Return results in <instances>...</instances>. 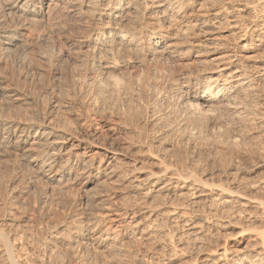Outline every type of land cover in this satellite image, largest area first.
I'll use <instances>...</instances> for the list:
<instances>
[{"label":"bare ground","instance_id":"6f19581e","mask_svg":"<svg viewBox=\"0 0 264 264\" xmlns=\"http://www.w3.org/2000/svg\"><path fill=\"white\" fill-rule=\"evenodd\" d=\"M215 1L219 2V0H193V2L195 4H198L199 6H203V5L205 6L207 2L213 5V2ZM234 1L238 3L234 4L235 3ZM187 2L188 0L184 2L181 0H0V58L2 55L7 56L10 53L11 54L15 52L17 54L19 53L18 54L19 60H21V63L24 65V68H25L24 71H25L26 77L24 75V78H27V75H28L26 74V71H28V68H29V66L27 67V65H29L30 62L33 61V60H31L30 62L27 61L29 58L26 59L28 56L26 55L24 51L25 49L27 50V48H29V46L35 40H37V38H40L38 35L39 33L38 32L37 34L35 33V31H37V28H40V27L42 28L46 26L47 24L49 25V22L52 19V17L55 14H58V12H62V14L65 13L67 15L72 14L78 17V19L85 26L84 34H82L81 38H78L76 42L77 44H75V49H77L75 50V53L79 52L81 54L79 55L85 58L87 62L94 64L96 68L98 69L99 76L97 75L98 77H95L94 79L86 78L84 81V80H81L80 78H75L71 76L72 74L70 75L68 73L70 76L68 77V88L66 89L63 87L64 85L63 86L61 85L62 83L60 84V80H63L61 79L63 78V75H64V74L62 75L63 71L60 72L58 70L60 69V67L56 68L55 66V68L51 71V73L50 71L49 72L47 71L48 73H50L52 83H48V84H51V86L47 88L45 87L42 88L45 90L42 91L41 93H38L40 94V96H42V98L47 99V100H51L50 94L55 93L54 94L55 100L52 99L53 101H51L50 105L52 104L51 105L52 108L57 109L61 115L63 113L62 120L61 118H59L58 119L59 121H58L57 119H55V117L49 116V114L46 113L45 110L43 112V109L45 108L44 106H46V104L44 103H46V101L43 103L44 106L42 105L43 107L41 108L42 114H39L40 112L37 113V110L39 107L37 108L36 112L34 111L35 118H33V116L32 117L29 116L28 114L30 113L28 112H27L28 113L27 115L31 118L28 117V118L23 119L26 113L24 114V116L22 115V117L20 118L18 117L19 115L15 116L14 112L17 111L15 107L16 106L18 107L19 104L21 105L20 102L25 103V104L26 103L32 104V106L34 104L35 106V104L39 102L38 98L35 97L36 95L28 93L29 91L26 92L25 91L26 88L24 90L22 87L21 89L15 86L17 85L15 84L17 80L14 79L15 82L13 84L12 81L9 80L12 77L8 78L7 75L5 76L0 72V157H2L3 155L4 156L9 155L11 157L13 156V157H18V158L20 157L23 160L22 165L24 169V170L21 169V171L30 172V173L31 172L32 173H36V172L42 173V175H45L46 178H48L50 181L55 182V183L57 182L56 184L59 183L61 185L66 186V184L69 185L70 183L71 185V182H78L79 180H81L78 183L81 185L79 186L80 188H82L84 192L91 190L92 187L94 188V186H91V185L96 186L97 184H101V185L102 184L103 185L114 184L113 186H114L115 191H119L121 189L124 196L126 195L129 198V200L130 198L132 199L131 201L132 203L129 202L130 204L128 206L120 205V208H119V205L118 207L114 205V208H113L112 204L110 203L111 200L107 198V197H110V195L109 194H107L109 196L104 195L105 197L101 198L100 201L98 202V206L100 207L102 211L100 212L98 210L99 212L96 213L95 217L91 215L93 218H87V219H86V215L89 209L87 210L85 208L87 206H85L84 208L82 206L81 207L79 206L77 212L71 216L67 224L68 225L72 224L78 228L77 231H79V236H81L82 238L85 237L87 240L85 244L91 243L92 245L96 244V246L97 245L100 246L103 242L108 241L109 239L112 238L110 236L112 230L111 232H109V230L113 227V225H116L117 223L121 224L123 220L125 221L127 218L128 219L130 218L129 222H131L130 224H132L134 233L136 235L138 234L139 236L144 237L145 239L146 238L151 239L157 235L159 236L163 235L165 230L163 231L162 225L164 223L165 225L169 224L170 227L173 226L174 224L177 225L179 223L180 226L185 227V233L183 234H186V236L182 237L183 236L182 234H181L182 236L179 235V238L181 237L182 239L181 238L178 239L179 240L178 246L176 245L177 243L175 245L179 247L178 249H184L185 247H187L188 243H193L199 240L201 241L203 237V234H202L203 230H205L208 224L216 220V218L219 215L218 214L219 212L223 213L222 210H224V208L217 209V205L222 204L223 206V204H225L226 206L224 207H227V205L229 206L233 201L239 200L237 202H243L245 205L246 204L250 205L251 208L252 207L255 208V211L256 209L260 210L264 208V201L262 199H259L253 196L249 197L248 195L250 194L246 195L244 191H241L242 189L239 191V187L237 189V186H235L237 190L234 187L235 191L234 189L233 190L230 189L231 188L230 185L232 186L236 185L235 181H239L238 180L239 177H237L239 173L238 172L239 167L237 168L236 166H231L229 168L227 167L229 170L227 173L225 172L227 175L225 179V181H227V185L223 183H214L213 181L208 182V180H206L207 178L204 179V177H206V174H204V172L203 174H197V175H196L197 172L192 173L190 171L180 173L178 168L172 165L173 161L172 162L168 161L167 156H165L167 160L164 159V157L163 158L157 157V159H155V162H156L155 169L147 170V168L145 169L143 167H139L136 165H133L132 168L128 167L129 165L127 164H129L128 163L129 161L127 160V157H129L128 154L130 155L131 153L130 149H132V147L139 144L138 147L140 149L146 148V151L150 152L149 155H147L149 157L151 156L152 145L155 144L153 143L151 145L149 141H146L148 140L147 136L145 135L146 130L144 132V127L142 126L143 121L142 119H140V118H144V116L140 115L141 114L140 112H143V111L146 112V113L145 112L143 113L148 115L147 117L145 116L148 119V121L149 120L151 121L153 119L151 118V115L154 113V111L159 113V111L154 110L155 108L153 107V105L152 106L151 104L147 105L148 102L145 104L146 105L145 107L142 106L143 104L139 105L145 108V109L142 108L143 111L140 110L139 112V109L141 107L137 108L138 106H136V108L138 109L137 110L135 107H133L135 104L132 105L129 102V100L127 101V103L129 102L132 106H130V104L127 106L119 104L118 102L120 100L119 98H121L122 96L119 97V94H118L116 95V97L118 96L119 100L116 101L117 100L116 99L112 103L117 104L115 102H118L120 107L121 106H124V107L122 108L119 107L120 109H115V108L113 109L114 118L107 117V116L105 117V114H103L104 112L101 113L100 109L98 110V108L96 109V107L95 108L93 107V109L98 110L101 115L99 114L98 111H95V110L91 114H88L89 112L87 113L86 111L88 109L86 106H88V104L91 105L92 101L90 100L91 102L89 101L87 105L85 104L86 101L83 100V96H85L84 90L86 89L82 90L79 87V85L81 86L82 83L79 84V81L77 79L84 81L83 84L86 86V88L91 87V91L94 90L93 92L98 93L101 99L103 98L107 99V97H102L101 95L106 94L108 90L105 89L104 91L106 92L105 93L103 92L102 94L101 92L103 91V88H108V87H110V90L112 91V93L115 91L117 93H121L122 95L123 93L129 92L127 90L128 89L130 90L129 86L131 85L128 86L126 83H124L121 80L122 79L121 77H119L118 75H117L118 77L115 76L114 70L116 68H119L117 67L119 66L118 65L119 60L121 58H123L124 60L125 57L123 56L127 55L125 53H128V51L143 55V58L147 57V59H149L148 57H150L151 60L155 58V61L157 60L156 57L166 58V57L173 56L174 58V53L178 49H180V43L182 44V42L184 41L183 40L180 42V40L185 39L186 36H190V37L193 36V38L195 37L196 43H199V45L200 44L202 45L204 42H206V44L208 45L209 44L212 45L213 43H215V40L217 39L216 37L218 34L217 33L218 30L216 31V29L221 28V27H227L229 30L228 32H232L234 30L236 31V29L241 27L240 25L241 23H245L244 26L245 25L247 26L243 34L245 35L247 31H249V33H247V36L246 37H244V35L241 36L238 39V42H236L233 45L232 49L223 50L220 53H218L216 58L212 57L214 58V60H216V63L214 64L212 63L213 64L212 66L211 65L209 66V63H207L209 59H212V58H209L208 60L206 58H203V59L201 58L198 60V62L200 63L199 66L202 65V68L196 69L195 71L190 70L183 74L180 73V75H176V77L175 76L172 78L170 77L171 81H174V83H176V89L181 92V96H182L181 99L184 102L183 105H185V107L188 109L186 110L187 111V115H185L186 117L183 116L184 118H186V121H189L191 117H193L192 120H194V117H196V119L197 118L207 119L206 116L209 114L211 115L213 113H214L213 115L217 116L215 113L216 111L220 112L219 110H223L224 113L225 111L229 110L230 113L232 114V117H235V120L236 118L238 119V121L239 120L242 121L243 118L245 119L244 115L248 113L249 111H251L250 106L248 105L247 107V103H246L247 97L249 95L251 96L253 92L255 93V91H257L260 88V86L263 85L264 83V67L258 66V65H247L245 61H244L245 63L243 62V59H244L243 57L245 56L248 50L264 45V0H222L223 3L220 0L222 5L212 9V11L209 13L207 12L208 14H206V12L196 13V11L198 10H194V7H191L190 5H188ZM148 16L156 19L155 20L157 21L156 26H150L149 24L147 25L146 19ZM155 21H152V22H155ZM173 21H176L178 26L180 25L179 27L180 30L178 31V33L176 34L174 33L173 35H170L165 32L164 28L169 27V25H171L170 23L174 24ZM166 23L167 25L165 26ZM47 52L50 53V51H47ZM48 53L46 54V56H48ZM178 53H180V51ZM148 63L150 64V62ZM3 65L0 62V68ZM32 66L34 65H31V67ZM4 67H7V66H4ZM38 68L36 70H38ZM69 68H72V67H69ZM161 68L162 67H160L159 70ZM146 69L147 70L150 69L149 66ZM153 69L151 70L152 72H150L152 73L151 76L155 72L154 71L155 69L154 70ZM1 70L3 72V70L5 69H1ZM48 70H51V69L49 68ZM35 71L33 69L34 73ZM149 71L150 70H148L147 72L148 75H149ZM161 71L163 73V71L165 70L161 69ZM47 72L45 71V73ZM157 72L160 73V71H157ZM33 74L31 76H33ZM144 74H146V72ZM165 74H168V72L166 71ZM162 75L160 76L166 77V75L164 74ZM65 76H67V74H65ZM139 76H138V79H139ZM147 76L145 77L147 78ZM29 77L30 76H28V78ZM43 77H44V74H43ZM43 77H40V78L38 77L39 80L41 81H39L38 79L34 77H30L31 78L30 80L34 79L32 80L34 82L36 79L39 83H41L42 81H44ZM145 77H144V80H145ZM167 77L165 79L166 82H167ZM65 78L66 77H64V79ZM157 78L160 81V78L158 75H157ZM17 79H19V77ZM142 79L143 78H141V81ZM148 79L149 78H147V80ZM130 80H133V79H130ZM130 80L128 81L125 80V81H127L128 84H131L132 82ZM141 81L139 79L137 83ZM168 81H170V79ZM148 82H151L150 79L147 82H145L146 85ZM161 82L162 81H160V85L163 86ZM151 83L148 88L151 87L152 85ZM174 83H172V85ZM48 84H46V86ZM141 84L143 83H140V85ZM143 85L145 87V84ZM18 86H20V84ZM158 86H156V84H153L150 90L148 88H145V89H148L147 96L149 97V101L150 99H153V98L155 99L156 96L161 95L160 94L161 92L160 93L158 92V88H159ZM191 86L193 87L192 88L193 90H190ZM138 87L140 86L138 85ZM141 88L139 89L140 90L139 92H143L145 90V89L141 90ZM132 89L135 90L134 87ZM163 89H166V88L164 87ZM137 90L138 89L135 90V93L137 92ZM122 91H126V92L122 93ZM145 92L147 93V91ZM138 93H136L135 95L137 96ZM71 95L72 97L68 98ZM109 95L110 94H108L107 96ZM141 95L144 96L142 93ZM38 96L39 95H37V97ZM95 96L93 95L92 99ZM123 97L125 98V94ZM64 98H66L67 101H63ZM111 98H115V97L111 96ZM131 98L134 99L133 97ZM44 99H41L40 102L42 103ZM95 99L97 98L95 97ZM159 99L161 100V98ZM120 101H122L123 103V100H120ZM104 102L102 101V103ZM125 102L126 100L124 101V104ZM139 102H137V104H139ZM144 102H146V100H144ZM25 104H24V107H26ZM114 104H112V106H114ZM118 104L115 105L114 107L118 106ZM104 105L106 106V104ZM158 106L162 108L160 104ZM6 107L8 108L10 107L9 109L14 108L12 110H15V111L13 112L11 110V112H8V113L5 111L6 112L5 113L4 110ZM74 107L76 108V112L74 111L73 114H70L71 117L66 116L67 114H64L66 112L70 113V111ZM35 108L33 110H35ZM89 109H92V108H89ZM111 109H110V112L112 111ZM157 109H159V107ZM84 110L86 112H84ZM163 111H166V110H163ZM163 111L160 110V114ZM229 111H228V114H230ZM167 112L169 113V111ZM167 112L164 113V117H165V114H168ZM183 112H185V109L183 110ZM251 113L253 112L251 111ZM171 114H174V113H171ZM217 114H221V113H217ZM228 114H227V117H228ZM182 115H180V117H182ZM166 116H169V115H166ZM175 116L179 117L178 115H175ZM180 117H179V120H180ZM146 118L143 120L145 121ZM187 118H189V120H187ZM215 118L216 117H214V119ZM162 119L163 118H161L160 121ZM155 120L154 122H151V124L149 123L150 125L148 126L153 125V123L157 124V120H156V123H155ZM141 121H142V124H141ZM199 121L201 122V120ZM205 121L207 122V120ZM145 125L146 124H144V126ZM162 125L163 124H161V126ZM140 127L141 128L143 127V130H141ZM192 127H196V126H192ZM190 128H189V131L192 132L193 130L192 129L190 130ZM164 129L166 128L164 127ZM222 129L219 128L218 131ZM223 130L221 134L224 133ZM240 130L238 129V131ZM174 131H172V133ZM189 131L187 133L183 132V134L185 133L189 135L190 134ZM228 131L226 132L228 133ZM231 131L232 130H230V132ZM127 132H129L128 134L131 137L127 134ZM130 132L132 133V135ZM166 132H164L165 135H166ZM200 132L198 131V133ZM148 133L150 132L148 131ZM183 134H181L182 137H183ZM224 134L221 136H224ZM236 134H232L228 136H229V142L232 144V146L235 145L237 147L239 140L237 141L238 137ZM192 136H194L193 133H192ZM132 137H134L135 139ZM180 138L178 139L180 140ZM222 140H224V138ZM163 141L162 143H164ZM193 141H196V140H193ZM167 147H163L162 150H165V149L167 150ZM171 148L172 146L170 147V150ZM232 148H234V146ZM132 151L133 153L135 152L134 149ZM146 151L143 152V154L146 153ZM161 153L160 155H162ZM157 154L158 153L156 152V155ZM11 170L14 171L13 167ZM224 170L222 171L224 172ZM49 172H52L53 174L50 173V175L48 176L47 173ZM22 177L23 176H21V178ZM12 178H14V176ZM263 181L259 183L258 182L256 183L253 182L250 184L247 183L248 185L247 184L245 185L247 189L255 190L257 188L264 187ZM260 183L262 184L260 185ZM237 185L239 186V183ZM110 186L113 187L112 185ZM89 187L90 189H88ZM107 187H108L107 189H110L109 185ZM35 188L37 189V187ZM42 190L38 187V192L39 191L41 192ZM90 194L92 195L93 193H90ZM90 194H86L87 201L89 198H91ZM117 195H119V193ZM116 199L118 201L119 198H116ZM87 201L85 200V202ZM113 202H114V198H113L112 203ZM234 203L235 202H233V204ZM232 208L230 210L231 211L230 214H232L233 212ZM226 213L227 212H225V214ZM255 215L256 216H251L247 218L251 224L253 225L256 224V226L253 227L255 229L251 231L252 233L251 238H252V243H253L252 244L253 248H252L251 253L239 252L238 254L234 256L231 255L232 257H230V261H229L228 260L229 259L228 258V254H229L228 247L224 244L217 243L215 244V246H212L211 248L208 247L206 254L204 256L202 254H199V252L195 254H191L189 256H183L184 254H186L183 251L184 254L182 256L181 255L178 256L177 261L179 263L178 262L177 263L178 264H264V219L259 218L257 214ZM239 216H241L240 213H239ZM248 216H250V214ZM11 218H10L9 225L11 226L19 225L20 226V222L18 223L17 220L15 219L17 217L14 218L13 216V218L12 219ZM104 222L105 223L107 222L108 225L103 224L104 226H101L102 224L100 223H104ZM67 224L64 225L63 231L64 229H68ZM227 224H229V222H227ZM230 230H232V232L238 230L237 232L242 233L245 230V228L244 226H241L239 228L236 226L235 227L231 226ZM6 232L3 229H0V241L2 243L1 247H3L2 251H4V255L9 261V264H19L18 261L16 260V256L14 255V247L12 245L11 240L9 239L10 237H8ZM169 233L171 232L169 231ZM169 233L166 232L167 235H164L163 241L162 240L160 241L161 236H160V239L157 238L158 240L155 237L157 241L155 240L154 244H152L153 251L155 252L158 251L159 248H161L163 244L165 243L167 244L171 243V240L173 239V237H171V235L167 237ZM78 239L76 240L78 241ZM81 241H79L78 243L80 244ZM82 244H84V241L82 242ZM170 246L172 247V245ZM200 247L201 246H198L199 249ZM172 249L175 251L176 247L175 248L172 247ZM72 250H75V249H72ZM155 252H152V253H155ZM169 255L171 256V254Z\"/></svg>","mask_w":264,"mask_h":264},{"label":"rangeland","instance_id":"374dc122","mask_svg":"<svg viewBox=\"0 0 264 264\" xmlns=\"http://www.w3.org/2000/svg\"><path fill=\"white\" fill-rule=\"evenodd\" d=\"M181 1L184 2L186 0H181ZM221 2H222V0H221ZM221 2H220V0H219V2L215 1V2H213V5L209 4V2H207L205 4V6L204 5L199 6L198 4H195L193 2V0H188L187 3L191 7H194V10H198V11H196V13L197 12H199V13L200 12L201 13L206 12V14H208L209 12L212 11V9H214L218 6H221L223 3V2L222 3ZM236 3H238V2H235L234 4H236ZM53 17L49 22L50 27L47 24L48 26L46 25L42 28L41 27L37 28V31H35V33L37 34V32H38L39 33L38 35L40 38H37V40H35L29 46V48H27V50L25 49V51H24L26 53V55L28 56L26 59L29 58L27 61L30 62L31 60H33L30 62L29 65H27V67L29 66L28 71H26V74H28L27 78H24L25 68H24V65L21 63V60H19V55H18L19 53L17 54L15 52L12 54L10 53L8 55L6 54L7 56H5V55L1 56L0 62L2 63V65L3 64H5V65H3L0 68V70L5 69V70H3V72H5V73H3L2 70L0 72L5 76L7 75L8 78L12 77L9 80L12 81L13 84H14L15 80H17V82L15 83L17 85H15V86H17L19 88L22 87L24 90L26 88L25 91L26 92L29 91L28 93L36 95L35 97L38 98V101H39V102H37V104H35V106H34V104L32 106V104H28V103L25 104V103L20 102L21 105L19 104L18 107L17 106L15 107V109L17 111L21 112L22 114L16 111L18 113L17 114L16 112H14L15 110H12L14 108L9 109L10 107L9 108L6 107L7 109L5 108L4 112L6 111L8 113V112H11V110H12L14 112L15 116L19 115L18 116L19 118L22 117V115L24 116L25 113L26 114L23 117V119L28 118L29 116H31V117L33 116V118H35L34 114H35L37 108L39 107L37 110V113L40 112L39 114H42L41 108L44 106L43 103L46 101V103H44V104H46V106H44L45 108L43 109V112L45 110V112L48 113L49 116L55 117V119H57V120L59 118H61V120H62L63 119V117H62L63 113L61 115L57 109L52 108V106H51L52 104L50 105L51 101L55 100V95H54L55 93L50 94L51 100L44 99V98H42V96H40V94H38V93H41L42 91L45 90L42 88H44V87L47 88V87L51 86V84H48V83H52L50 73L55 68V66H56V68L60 67V69H58L60 72L63 71L62 75L63 74L64 75H63V78H61L63 80H60V84L62 83L61 85L62 86L64 85L63 87L66 89L68 88V77L71 74H72L71 76H73L75 78H80L81 80H84V81L86 78L94 79L95 77L99 76L98 69L96 68V66L94 64L87 62L85 60V58L80 56L81 54L79 52L75 53V50H77V49H75V44H77L76 42H77L78 38H81L82 34H84L85 26L83 25V23L78 19V17H76L72 14L67 15L65 13L62 14V12H58V14H55ZM146 20H147V25L148 24L150 26H156L157 25V21H155L156 19L153 17L148 16ZM152 21H155V22H152ZM173 22H174V24L170 23L171 25H169V27L164 28V30L167 34L173 35L174 33L175 34L178 33V31L180 30V28H179L180 25L178 26L176 21H173ZM244 24L245 23H241L240 24L241 27L236 29V31L234 30L232 32H228L229 30L227 27H221L218 29L215 28L216 31L218 30L217 31L218 34H217V37H216L217 39L215 40V43L212 44L213 46L211 44H209V45L206 44V42H204L205 44L203 43L204 45L203 44L199 45V43H196L195 37L193 38V36H191V37L186 36L185 39L180 40V42L183 40L184 41L182 42V44L180 43V49H178L174 53V58H173V56L172 57H166V58L156 57L157 60L155 61V58L152 60L150 59V57H148L149 59H147V57L143 58V55L132 53L131 51H130L131 52L130 53L128 51V53H125L127 55L123 56V57H125L124 60H123V58H121L119 60V62H118L119 66H117L119 68H116L114 70L115 76L118 75L119 77L122 78V79L121 78L120 79L124 83H126L128 86L131 85V86H129L130 90L129 89L127 90L129 92L122 91V93L126 92V93H123L122 95H121V93H117L115 91L112 93V91L110 90V87H108V88H103V91L101 92V94H102L103 92L104 93L106 92V91H104L105 89L108 90L106 92V94L101 95L102 97H107V99L106 98L101 99V97L99 96L98 93L93 92L94 90L91 91V87L86 88V86L83 84L84 81L77 79L79 81V84L82 83L81 86L79 85V87L82 90L86 89V90H84L85 96H83V100L86 101L85 104L87 105V103L90 100L92 101V102L90 101L92 106L90 104H88V106H86V107L88 109L89 108L93 109V107L94 108L96 107V109L98 108V110L100 109L101 113L104 112L103 114H105V117L107 116V117L114 118V112H113L114 108L120 109L124 106L129 105L130 103L132 105L135 104L133 106L135 108H136V106H138L137 108L141 107L139 109V112H140V110L143 111V109H145V108H143L142 106L145 107L146 106L145 104L147 102H148L147 105L151 104V106L153 105V107L155 108L154 110L159 111V113L154 111L156 117L163 116V117H161L163 119L160 121L161 118H159V117L156 118L154 113H153L151 115V118H153V119L151 121L150 120L148 121V119L146 118L148 115L145 114L146 112L145 111H143L145 113L140 112L141 113L140 115L144 116V118H140V119H142V121H143V124H142V121H141V124L144 127V132L146 130L145 135L147 136V139H148L146 141H149L151 143V145L153 143H155V144H153L155 147L152 145V152L153 153L151 152V156H149V157L147 155H149L150 152L146 151V148L140 149L138 147L139 144L135 145L136 147L135 146L132 147V149H130L131 150L130 152L132 154L129 152L131 156L128 154V156L130 158L127 157V160L129 161L128 162L129 164H127V165H129L128 167L132 168L133 165H136L139 167H143L145 169L147 168V170L155 169L156 168L155 167L156 166L155 165L156 164L155 159H157V157L158 158L164 157V159H166L165 156H167L168 161H170V162L173 161L172 165L174 167L176 166L178 168V170L180 171V173L190 171L192 173L197 172L196 173V175H197V174H203V172H204V174H206V177H204V179L207 178L206 180H208V182L213 181L214 183H223V184L227 185V181H225V179L227 176L226 173L229 171L228 168L231 166H236L237 168L239 167L238 168L239 173L237 175V177H239L238 178L239 181H235L236 185H233V186L230 185V187H231L230 189L233 190L234 187L237 186V189L239 187V191L242 189L241 191H244L246 193V195L250 194V195H248L249 197L253 196V197L262 199L264 201V187L263 188H257V189H255L256 190L255 191V190L247 189L246 185H245L247 183L250 184L253 182L259 183V182L264 180V83L258 89L259 91L257 90V91H255V93L254 92H253V94L251 93L252 95L251 96L249 95L248 96L249 98L247 97V100H246L247 107L249 105L250 109L253 113H251V111L248 110L250 113L247 111L249 114L246 113L244 115L245 119L244 118H243L244 120L242 119L243 122L241 120L238 121L237 118L235 120V117H232V114L230 113L229 110L228 111L230 114H228V111L224 110L225 111V113H224L223 110H219L220 112L216 111V113H215L217 116L213 115L214 114L213 113L211 115L209 114L210 116L207 115L206 116L207 119L206 118L205 119L204 118H200V119L197 118L198 119L197 120L196 117H194V120H192L193 117H191V118L189 117L190 120H189V118H187V120H189V121H186V118H184L183 116L187 115L186 110H188V109L185 107V105H183L184 102L181 99L182 98L181 92L176 89V83H174V81H171L172 77H174V76L176 77V75H180V73L183 74V73L188 72L190 70L195 71L196 69L202 68V65L199 66L200 65V63L198 62L199 59L206 58L208 60L209 58H212V57L216 58L218 53H220L221 51L232 49L233 45L236 42H238V39L244 35L243 33L245 32L246 26H247V25L244 26ZM166 25H167V23L165 24V26ZM247 33H249V31H247ZM247 33L244 35V37L247 36ZM41 51H43V52H41ZM47 51H50V53H48ZM179 51H180V53H178ZM200 52H201V54H200ZM47 53H48V56H46ZM49 55H51V56H49ZM47 58H48V60H47ZM139 58H141V59H139ZM214 58L209 59V61L207 62V63H209V66L210 65L212 66L214 63H216V60H214ZM243 58H244L243 62L245 61L247 63V65H258V66L264 67V45L248 50ZM210 60H211V62H210ZM49 61H51V62H49ZM123 62H124V64H123ZM148 62H150L151 65ZM127 63H128V65H127ZM145 63H146V65H145ZM31 65H34V66H32L34 71L39 67L38 70L35 71V73L33 72ZM4 66H7V67H4ZM64 66H66V67H64ZM148 66L150 68V69H148V70H150L149 75L147 74L148 70L146 69ZM158 66H159V68L162 67L161 69H163L165 71H163V73H162L161 69L159 70ZM69 67H72V68H69ZM49 68L51 70H48ZM61 68H63V69L65 68L66 70L65 69L63 70ZM31 69H32V71H31ZM152 69L155 72L153 71L154 73L151 76L152 73H150V72H152L151 71ZM45 71L46 72L50 71V73H48V72L45 73ZM70 71H71V73H70ZM115 71H116V73H115ZM157 71H160L161 74ZM166 71L168 72V74H165ZM10 72H12V73H10ZM31 72H32V74L34 73L36 75V77L34 74H33V76H31L32 75ZM145 72H146V74H144ZM43 74H44V77L46 79L43 77ZM65 74H67V76H65ZM76 74H77V76H76ZM141 74H143V75H141ZM159 74L160 75L164 74V75H166V77L169 75L168 76L169 78L167 77V82L165 80L166 77L165 76H164L165 78L161 77ZM91 75L94 77H92ZM144 75L150 76V77L147 76V78H149L152 83L148 82L149 83V84L147 83L148 86L146 85L145 82H147L149 79L147 80V78ZM155 75H156V77H155ZM157 75L159 76V78L160 77L162 78V79L160 78V81H162L161 84H163V86L160 85V81L157 78ZM17 76L19 77V79H17L18 78ZM28 76L34 77L38 80L40 77H43L44 81L39 83L35 79V81L33 82L32 80H34V79L30 80L31 78L30 77L28 78ZM138 76H139L140 81H141V78H143L142 79L143 82L141 81V82L137 83V81L139 80ZM141 76H143V77H141ZM25 77H26V75H25ZM64 77H66V78L64 79ZM135 77H137V78H135ZM144 77H145V80H144ZM12 79L13 80L15 79V80L13 81ZM124 79L127 81L130 79H133V80H130L132 83L129 82L131 84H128V82L125 81ZM157 79H158V81H157ZM169 79H170V81H168ZM39 81H41V80H39ZM64 81L67 84H65ZM171 82L174 84L172 85ZM18 83L20 84V86H18L19 85ZM140 83L145 84V87L143 84H141L142 85L141 86ZM150 83L152 85L156 84V86L160 85L162 88L160 86H158L160 88V90L158 88V92L159 93L161 92L160 93L161 95L163 94L162 96L161 95L156 96V98H155L156 100L154 98L150 99V101L152 100L151 102L149 101V97L147 96L148 89L150 90L152 88V85L150 88H148L150 86ZM44 84H45V86H44ZM46 84H48L49 86L48 85L46 86ZM38 85H40V86H38ZM138 85L140 87H138ZM132 86L135 88V90L138 89L136 93H138L140 91L139 89L141 87H142L141 90L148 88V89H145L143 91L144 93H146L145 91H147V93L144 94L143 92H139L140 94L138 93L136 96L135 90L132 89L133 88ZM136 87H138V88H136ZM143 87H144V89H143ZM154 87H155V85H154ZM164 87L166 89H163ZM192 88L193 87L191 86L190 90H193ZM131 89H132V91H131ZM130 92H132L133 94ZM141 93L145 97L142 96ZM108 94H110V95L107 96ZM118 94H119V97H121V96L122 97L121 98H119L118 96L116 97V95H118ZM124 94H125V98L123 97ZM37 95H39V96L37 97ZM93 95L94 96L96 95L95 97L97 99H95V97L92 99ZM253 95H254V97H253ZM52 96H53V98H52ZM111 96L115 97V98H111ZM139 96H141V97H139ZM70 97H72V95L69 96L68 98H70ZM84 97L85 98L87 97V98L85 99ZM126 97L127 98L133 97L134 99H132V98L127 99ZM138 97H139V99H138ZM118 98L120 100H123V103ZM140 98L143 100H141ZM159 98H161V100ZM251 98H252V100H251ZM41 99H44L42 103L40 102ZM114 100H116V101L119 100L118 101L119 104L124 105V106L120 107L118 102H115L118 104V106L114 107L115 105H117V104L112 103V102H114ZM125 100H126V102H125L126 105L124 104ZM128 100L130 103L129 102L127 103ZM144 100H146V102H144ZM63 101H67V99L64 98ZM102 101L103 102L106 101L107 103L106 102L102 103ZM162 101H163V103H162ZM137 102H139V104H137ZM39 103L41 106L39 105ZM24 104L26 107H24ZM104 104H106V106ZM112 104H114V106H112ZM131 104H130V106H132ZM159 104L161 105V107L163 109L160 108V106H158ZM30 105H31V107H30ZM36 105H37V107H36ZM139 105H142V106H139ZM156 105H157V107H156ZM27 106L30 108V110ZM158 107H159V109H157ZM34 108H35V110H33ZM74 108L70 111V113L66 112L64 114H67L66 116L71 117L70 114H73L74 111L76 112V108H75V110H74ZM88 109L86 110L87 113L89 112L88 114H91L94 110L98 111L96 109H93V110L89 109L90 110L89 111ZM110 109L112 110L111 112H110ZM184 109H185V112H183ZM31 110H32V112H31ZM102 110H104V111H102ZM160 110L161 111L166 110V111H163L160 114ZM86 111L84 110V112H86ZM167 111H169V113ZM27 112L30 113L31 115L28 114ZM166 112L168 114H165V117H164V113H166ZM110 113H111V115H110ZM171 113H174V114H171ZM217 113H221V114H217ZM9 114H11V113H9ZM9 114H7V115H9ZM20 114H21V116H20ZM99 114H100V112H99ZM227 114H228V117H227ZM166 115H169V116H166ZM175 115H178L179 117H180V115H182V117H180L181 121L179 120V117H177ZM224 115H225V117H224ZM31 117H29V118H31ZM214 117H216V118L214 119ZM145 118H146V120L144 121L143 119H145ZM155 119L157 120V124L160 126H158L157 124H154V123H153V125L148 126L151 124V122H154ZM156 120H155V123H156ZM191 120H192V122H191ZM199 120H201V122ZM205 120H207V122ZM168 121H169V123H168ZM193 121H194V123H193ZM221 122L224 124H222ZM160 123L163 125L161 126ZM144 124H146V125L144 126ZM154 125H155V127H154ZM164 125H166V126H164ZM188 126H190L191 128ZM192 126H196V127H192ZM236 126L239 128H237ZM143 127L142 128L140 127V129L143 130ZM164 127L166 129H164ZM170 127H171L172 131L175 130L173 133H172ZM189 128H190V130L192 129L193 131L190 132ZM219 128L220 129L225 128L224 130L222 129L224 133L228 130L229 131H228V133L227 132L225 134L223 133L224 136H221L223 134H221L222 130H220L221 132L218 131ZM156 129H158V130H156ZM184 129H186V130H184ZM238 129L239 130L241 129V130L238 131ZM197 130L199 132L200 131L201 132L198 133ZM230 130H232V131L230 132ZM148 131L151 134L148 133ZM188 131L190 132V134L189 135L185 134ZM164 132H166V135H168V136H166L164 134ZM168 132L169 133L171 132V133L169 134ZM183 132H185L184 133L185 136H184ZM217 132H219V133H217ZM128 133L129 132H127V134ZM174 133H175V135H174ZM192 133L194 136H192ZM133 134H134V132H133ZM181 134H183V137L181 136ZM199 134H200V136H199ZM232 134H236L238 137L237 141L239 140L238 145L236 143L237 147L235 145H233L234 148H232L233 146L229 142V136ZM131 135H132V133H131ZM171 135L173 138L171 137ZM161 136L163 139L161 138ZM174 136L177 139H175ZM186 136H187V138H186ZM184 137L186 140L184 139ZM132 138H134V137H132ZM178 138H180V140ZM223 138H224V140H222ZM156 139H157V141H156ZM193 140H196L197 142L193 141ZM220 140H222L223 143ZM162 141L164 143H162ZM166 142H168V143H166ZM211 143L213 146L211 145ZM135 144H137V143H135ZM209 145H211V146H209ZM171 146H172V148L170 150ZM163 147H167V150L166 149L162 150ZM133 149L135 151L134 153L132 151ZM142 149H144V150H142ZM145 151L147 154L146 153L143 154V152H145ZM140 152H142V153H140ZM156 152L158 153L157 155H156ZM159 152L160 153L162 152L161 153L162 155H160ZM165 153H166V155H165ZM153 154H155V155H153ZM12 158L13 159L15 158V159L13 160ZM22 161L23 160L20 157L19 158L13 157V156L11 157L9 155H5V156L3 155L2 157H0V229H3L5 232L7 231L6 233H7L8 237H10L9 239L11 240L12 245L14 247V255L16 256V260L18 261L19 264H178L179 263L177 261L178 256H180V255L182 256L184 254V252L186 254H184L183 256H189V255L195 254L197 252H199V254H202L204 256L206 254L207 248L208 247L211 248L212 246H215V244H217V243L224 244L228 247V249H229V254H228L229 259L228 260L230 261V257L238 254L239 252H241V253L242 252H245V253H251L252 252V248H253L252 244L253 243H252V238H251L252 237L251 231H253V229H255L253 227L256 226V224H254V225L251 224L247 218H249L251 216H256L255 214H257V216L259 218L264 219V208H262L260 210L256 209V211H255V208H253V207L251 208L250 205H247V204L245 205L243 202H237L239 200H236V201H233V202H235L234 204L232 202L229 205L230 207L228 205H227V207H224V206H226L225 204H223V206H222V204L217 205V209L224 208V210H222L223 213L219 212L218 214L220 216L218 215V217L216 218V220L214 222L207 225V227L205 228L206 231L203 230L202 240H204V241H202V240L196 241L198 244L196 242L188 243L187 247H185L184 249H178L179 247H177L179 245L178 239L181 238V237L179 238V235L180 236L183 235L182 237L186 236V234H183V233H185V227L180 226L179 223L177 225L174 224L171 227L169 226V224L165 225V223L162 225V229H163V231L164 230L165 231H164L163 235H160L161 239H160L159 235L155 236L156 239L159 238L160 241L161 240L163 241L164 235H167L166 232L169 233V231H170L173 235L171 233H169L167 237H169L171 235V237H173L174 240L172 239L171 243H168L169 245L167 243L163 244V246L164 245H166V246H164V247L162 246L161 248H159L160 251L158 250L155 252V251H153V245H152V244H154V241L156 240L155 237L151 238V239H147V238L145 239L144 237H141L138 234L136 235L133 231L132 224H130L131 222H129L130 218L129 219L127 218L125 221L123 220L124 222L122 221L121 224L117 223L118 225L117 224L113 225V227L109 230V232H111V230H112V232H111L112 235L110 234V236L112 238L109 239L108 241L103 242L102 243L103 245L101 244L100 246L99 245L96 246V244L92 245L91 243H90L91 245L88 243H87L88 244L87 245V244H85L87 241L86 238L85 237L82 238L81 236H79V231H77L78 228L72 224H69V225L67 224L68 221L70 220L71 216L77 212L79 206L80 207L82 206L83 208L85 206H87L85 208L87 210L89 209L87 211L88 213L86 215V219H87V218L95 217L96 213H98L99 211L100 212L102 211L100 209V207L98 206V202L100 201L101 198H103L105 196L110 195V197H107V198H109V200H111V202L110 201L109 202L112 204L113 208H114V205L117 207L119 205V208H120V205L128 206L130 203H132L131 202L132 199L130 198V200H129V198L126 195H125L126 196L125 197L123 195L121 189L119 190L121 193L119 191H115L114 186H113L114 184H108L109 188L110 189L113 188L112 190H114V191L107 189L108 185L97 184L99 186L91 185V186H94V188L92 187L91 190L86 191L87 193L84 192L82 190V188H80L81 185L78 182L81 180H79L78 182H71V185H70V183H69V185L66 184V186L61 185L59 183H58L59 184L58 185V184H56L57 182L55 183V182L50 181L48 178H46L45 175H42V173H38V172H36V173L31 172L30 173V172L21 171V169H23ZM132 163H134V164H132ZM12 167H13L14 171L11 170ZM222 170H224V172ZM9 171H11L12 173ZM22 173L23 174L26 173V174L23 175ZM50 173L53 174L52 172H49V173H47V175L49 176ZM13 176H14V178H12ZM21 176H23L22 177L23 179L21 178ZM11 178H12V180H11ZM238 183H239V186L237 185ZM263 183H264V181H263ZM261 184L262 183H260V185ZM110 185H112L113 187H111ZM35 187H37V189ZM38 187L41 190L43 189L42 190L43 192L42 191L38 192ZM90 187L88 189H90ZM235 189H236V187H235ZM235 189H234V191H235ZM35 190H37V191H35ZM92 190H93V192H92ZM90 193H93V194L91 195ZM114 193H115V195H114ZM118 193H119V195H117ZM86 194L91 195L90 196L91 198H89L88 201L86 198ZM107 194H109V195H107ZM111 196L112 197L114 196L113 197L114 202L117 201L116 198H119L118 201L116 202L117 205L114 202H113L114 204L112 203L113 198ZM115 199H116V201H115ZM85 200L87 202H85ZM240 201H242V200H240ZM201 206H203V205H201ZM231 208L233 211L232 214H230ZM93 211L94 212L96 211L95 214ZM225 212H227V213L225 214ZM239 213L241 216H239ZM249 214H250V216H248ZM11 216H12V218H13V216H14V218L17 217L15 219L17 220L18 223L20 222V226L19 225L18 226L12 225L13 226L12 227L11 225H9ZM227 216H228V218H227ZM232 216L234 219L232 218ZM229 220H231V221H229ZM233 221H235V222H233ZM227 222H229V224H231V225L227 224ZM65 224L68 225V229H64V231H63V227ZM100 224H102L101 226H104L105 224L108 225L107 222L106 223L105 222L100 223ZM175 226H177L178 228ZM228 226H230V227H228ZM231 226H234V227L236 226L238 228L241 226H244L245 230L242 233L237 232L238 230L232 232V230H230ZM166 227H168V228H166ZM180 229H181V231H180ZM70 236L73 238H71ZM54 237H55V239H54ZM76 237H78L79 239ZM76 239H78V241ZM79 241H81L80 244L78 243ZM83 241H84L85 245L82 244ZM68 244H69V246H68ZM77 244H78V246H77ZM1 245H2V243L0 241V264H9V261L7 260V258L4 255V251H2L3 247H1ZM151 245H152V247H151ZM170 245H172L173 248L176 247L175 251L172 249V247ZM204 245H206V246H204ZM198 246H201L200 249L198 248ZM203 247H205V248H203ZM72 249H75V250H72ZM152 252H155V253H152ZM169 254H171L172 257ZM85 258H87V259H85Z\"/></svg>","mask_w":264,"mask_h":264}]
</instances>
